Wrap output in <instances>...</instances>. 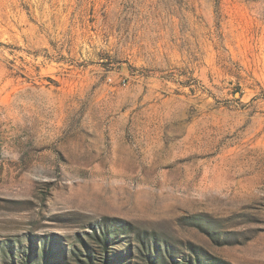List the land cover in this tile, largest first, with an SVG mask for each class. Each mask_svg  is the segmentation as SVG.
I'll list each match as a JSON object with an SVG mask.
<instances>
[{"label": "rangeland", "instance_id": "374dc122", "mask_svg": "<svg viewBox=\"0 0 264 264\" xmlns=\"http://www.w3.org/2000/svg\"><path fill=\"white\" fill-rule=\"evenodd\" d=\"M0 264H264V0H0Z\"/></svg>", "mask_w": 264, "mask_h": 264}]
</instances>
